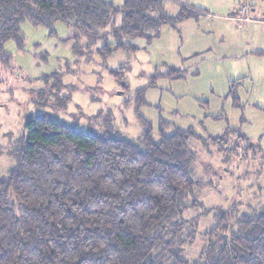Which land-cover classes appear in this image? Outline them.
Masks as SVG:
<instances>
[{
	"label": "trees",
	"instance_id": "obj_1",
	"mask_svg": "<svg viewBox=\"0 0 264 264\" xmlns=\"http://www.w3.org/2000/svg\"><path fill=\"white\" fill-rule=\"evenodd\" d=\"M168 2L174 0H125L119 8L107 0H0V53L10 42L23 49L26 22L52 33L64 23L94 37L111 25L116 43L100 49L108 60L137 50L125 38L150 41L163 26L201 15L179 5L172 16ZM125 72L110 74L129 94L123 108L137 115L157 80L180 76L171 68L132 91ZM138 117L136 139L82 130L50 114L27 118L11 149L15 166L0 178V264H264V209L216 214L199 258L180 254L194 238L184 215L200 205L194 187L202 185L193 178L191 133H168L165 123L156 136Z\"/></svg>",
	"mask_w": 264,
	"mask_h": 264
},
{
	"label": "rangeland",
	"instance_id": "obj_2",
	"mask_svg": "<svg viewBox=\"0 0 264 264\" xmlns=\"http://www.w3.org/2000/svg\"><path fill=\"white\" fill-rule=\"evenodd\" d=\"M107 1L119 8L125 2ZM167 8L172 16L179 13L173 4ZM121 19V14L115 17L117 25ZM204 21L214 22L205 16ZM181 23L176 28L163 26L150 41L123 39L137 50L117 52L108 60L100 49L116 43L111 25L94 37L64 23L55 25L54 33L24 23L23 49L10 42L0 53V178L15 166L11 149L29 116L50 114L82 130H114L136 139L142 132L140 115L152 124L156 136L165 123L168 133L179 128L191 133L189 146L197 156L193 178L202 185L194 187L200 205L184 215L186 235L193 233L194 238L182 247V256L199 258L207 233L217 226L216 214L264 209V109L247 105L255 100L245 98L243 91L227 88L234 75L225 72L229 67L220 63L218 50L195 54L194 45L229 50L228 44L238 39L223 37L222 30L201 36L192 20ZM201 29L210 30L206 24ZM121 68L126 69L125 81L132 91L171 68L180 76L157 80L137 115L135 109L123 108L129 94H122L110 74Z\"/></svg>",
	"mask_w": 264,
	"mask_h": 264
},
{
	"label": "crops",
	"instance_id": "obj_3",
	"mask_svg": "<svg viewBox=\"0 0 264 264\" xmlns=\"http://www.w3.org/2000/svg\"><path fill=\"white\" fill-rule=\"evenodd\" d=\"M239 1L187 0L182 2L174 0V2H168V6L173 4L176 7L179 5L194 7L201 11L197 19L191 18L184 21L187 23L192 20L201 36L220 33L222 30L223 37L230 36V38L238 39L236 43L228 44L231 47L229 50L225 48L226 46L222 48L194 45L195 54H203L204 52L201 51L205 50H218L216 55L221 59L220 63L229 67L225 72L234 75L231 80H228L227 88L243 91L245 98L255 100L254 103L249 102L247 105L254 109H264V0L250 1L253 20L248 22L237 18L240 13L239 6H241ZM204 16L206 20L210 19L214 22H201ZM203 24L210 28L207 33L201 29ZM232 64L238 67H233ZM218 89L223 87L220 85Z\"/></svg>",
	"mask_w": 264,
	"mask_h": 264
},
{
	"label": "built area",
	"instance_id": "obj_4",
	"mask_svg": "<svg viewBox=\"0 0 264 264\" xmlns=\"http://www.w3.org/2000/svg\"><path fill=\"white\" fill-rule=\"evenodd\" d=\"M243 3H241L240 6V13L239 16L237 17L240 20H244L246 22L252 21V15H251V7H250V1H258V0H241ZM250 15V17H249Z\"/></svg>",
	"mask_w": 264,
	"mask_h": 264
}]
</instances>
